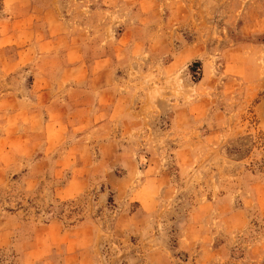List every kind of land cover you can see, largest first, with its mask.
Instances as JSON below:
<instances>
[{
  "label": "rangeland",
  "instance_id": "1",
  "mask_svg": "<svg viewBox=\"0 0 264 264\" xmlns=\"http://www.w3.org/2000/svg\"><path fill=\"white\" fill-rule=\"evenodd\" d=\"M44 1L129 118L107 153L38 129L2 154L0 264H264V1Z\"/></svg>",
  "mask_w": 264,
  "mask_h": 264
},
{
  "label": "crops",
  "instance_id": "2",
  "mask_svg": "<svg viewBox=\"0 0 264 264\" xmlns=\"http://www.w3.org/2000/svg\"><path fill=\"white\" fill-rule=\"evenodd\" d=\"M42 13L50 25H44L39 39L33 24L35 14ZM58 16L54 3L44 0L0 2V160L2 154L11 159L18 151L31 152L38 129L43 135L74 137L69 150L88 152L98 140V150L107 153L117 146L114 123L129 118L131 103L116 86L111 55L85 53L87 45L73 39ZM47 56L59 62L44 64ZM18 118L24 120L19 127ZM18 132L25 138L19 148L14 141Z\"/></svg>",
  "mask_w": 264,
  "mask_h": 264
}]
</instances>
